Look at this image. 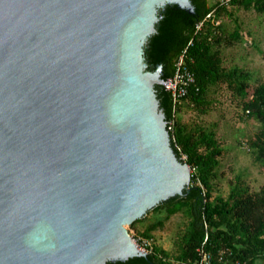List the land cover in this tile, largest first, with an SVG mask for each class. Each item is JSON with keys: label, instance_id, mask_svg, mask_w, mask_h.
<instances>
[{"label": "water", "instance_id": "water-1", "mask_svg": "<svg viewBox=\"0 0 264 264\" xmlns=\"http://www.w3.org/2000/svg\"><path fill=\"white\" fill-rule=\"evenodd\" d=\"M189 0H0V264L145 256L127 225L181 195L143 46Z\"/></svg>", "mask_w": 264, "mask_h": 264}, {"label": "trees", "instance_id": "trees-1", "mask_svg": "<svg viewBox=\"0 0 264 264\" xmlns=\"http://www.w3.org/2000/svg\"><path fill=\"white\" fill-rule=\"evenodd\" d=\"M189 1L193 6L192 14L175 5L158 9L155 32L147 37L143 46L146 69L153 71L160 65V78L165 80L173 75L176 59L185 50V63L193 72L195 82L183 100L187 99L201 112L208 104L205 98L208 88L225 81L241 99L247 115L255 117L262 124L251 145L264 165V84H258L251 92L247 91L248 74L238 68L226 71L221 66L219 52L213 49V44L219 42V36L215 34L218 27L215 16L224 11L227 4L243 7L252 4L262 11L264 0H229L226 4H220V0H217L215 7L209 4V0ZM211 10V19L204 20L201 29L196 30V24ZM234 36L237 37V33ZM155 91L168 123L173 118L171 94L162 84H156ZM168 132L175 154L180 160L185 154V162L193 171L190 183L181 195L170 197L154 208L164 206L167 215L180 209L187 212L189 221L182 234L180 252L171 260L165 252L153 246V252L145 256L105 264H193L196 260L195 249L205 233L208 235L207 247L214 254L224 250L229 260L246 264L264 260V188L249 193L246 188L234 186L226 198L217 196L211 199L210 179L214 176L213 169L219 163L217 155L221 152L215 132L208 127H186L176 119L173 129ZM143 235L149 236L147 232Z\"/></svg>", "mask_w": 264, "mask_h": 264}, {"label": "rangeland", "instance_id": "rangeland-1", "mask_svg": "<svg viewBox=\"0 0 264 264\" xmlns=\"http://www.w3.org/2000/svg\"><path fill=\"white\" fill-rule=\"evenodd\" d=\"M216 3L217 0H209L212 7ZM215 21L219 42L213 44V49L219 52L221 66L226 71L238 68L246 72L249 92L258 84H264V10L259 11L252 4L249 7L227 4L225 10L215 16ZM205 96L208 104L204 112L185 99L175 119L186 127H208L215 132L221 152L210 179L211 199L226 198L234 186L246 188L249 193L258 192L264 188V165L256 157L251 141L259 133L261 122L247 115L241 99L225 81L210 86ZM188 221L184 209L167 215L161 206L148 210L126 227L131 237L149 239L152 246L174 260L180 252ZM145 232L148 237L143 235ZM255 264H264V260H257Z\"/></svg>", "mask_w": 264, "mask_h": 264}, {"label": "built area", "instance_id": "built-area-1", "mask_svg": "<svg viewBox=\"0 0 264 264\" xmlns=\"http://www.w3.org/2000/svg\"><path fill=\"white\" fill-rule=\"evenodd\" d=\"M229 0H220V4H226ZM213 15V10L206 14L203 20L199 21L196 24V30H200L203 26V21L211 19ZM191 44V41H189ZM185 50L179 54L175 62V71L173 75L163 80L162 86L165 90L170 92L173 103V118L170 122L167 123L168 130H172L175 121V115L177 107L182 103L183 98L187 95L189 88L194 84L195 78L193 72L187 67L185 63ZM182 161L185 162L186 155L182 154ZM193 171V168H190ZM136 247L143 252L145 255L153 252V246L151 241L146 238H133L131 237ZM207 238L208 235L205 233L203 240L195 249L196 251V260L193 264H246L243 261L239 260H229L226 256L224 250H219L214 254L207 247Z\"/></svg>", "mask_w": 264, "mask_h": 264}]
</instances>
